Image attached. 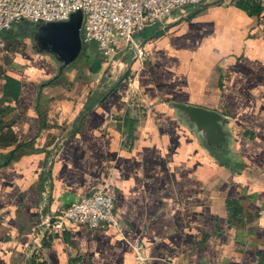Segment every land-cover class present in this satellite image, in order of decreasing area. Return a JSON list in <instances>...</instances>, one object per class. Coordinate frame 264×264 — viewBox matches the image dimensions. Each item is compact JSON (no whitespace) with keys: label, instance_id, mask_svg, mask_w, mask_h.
<instances>
[{"label":"crops","instance_id":"crops-1","mask_svg":"<svg viewBox=\"0 0 264 264\" xmlns=\"http://www.w3.org/2000/svg\"><path fill=\"white\" fill-rule=\"evenodd\" d=\"M239 1L156 24L160 34H139L148 58L127 53L124 68L85 69L84 53L56 76L50 55L9 53L0 264H264V0ZM175 102L226 117L222 146ZM101 187L121 231L68 222L29 254L37 222ZM136 241L146 246L141 263Z\"/></svg>","mask_w":264,"mask_h":264},{"label":"built area","instance_id":"built-area-1","mask_svg":"<svg viewBox=\"0 0 264 264\" xmlns=\"http://www.w3.org/2000/svg\"><path fill=\"white\" fill-rule=\"evenodd\" d=\"M236 3L238 0H0V95L7 81L4 61L9 54L5 38L13 24L26 18L34 23L68 20L81 9L83 22L81 36L84 47L97 44L103 63L111 69L124 68V55L145 61L148 54L139 34L148 26L159 24L162 29L196 7L207 3ZM79 223L89 228L114 227L121 231L123 222L116 212L115 199L105 188H97L63 203L53 216L41 219L34 228L30 255H38L43 247L44 234L63 232L67 223ZM138 263L148 260L146 246L134 243ZM166 264H172L167 261Z\"/></svg>","mask_w":264,"mask_h":264},{"label":"water","instance_id":"water-1","mask_svg":"<svg viewBox=\"0 0 264 264\" xmlns=\"http://www.w3.org/2000/svg\"><path fill=\"white\" fill-rule=\"evenodd\" d=\"M27 34L35 42V48L40 53L53 55L59 63L60 75L63 70L85 53L81 36L83 11L73 12L68 20L41 21L34 23L26 18ZM174 106L184 113L190 123H193L198 134L203 135L209 142L222 146L227 138L225 129L227 118L216 110L195 106L182 102H175Z\"/></svg>","mask_w":264,"mask_h":264},{"label":"rangeland","instance_id":"rangeland-1","mask_svg":"<svg viewBox=\"0 0 264 264\" xmlns=\"http://www.w3.org/2000/svg\"><path fill=\"white\" fill-rule=\"evenodd\" d=\"M20 26L21 25L19 23L13 24L12 29L8 30L7 33L5 34V38L9 46V53L11 52L15 56H17V54L22 52L25 48L31 47L30 39L25 34L24 30L20 29ZM13 40L15 42L12 43ZM9 59L13 60V58L9 57L8 54L6 56L5 61L6 62L9 61ZM78 61L79 60L77 59L76 61L73 62V64L74 63L77 64ZM79 64L85 69H88L89 67V63L86 60H84V64L83 62H80ZM110 68L111 66L109 65L106 70L109 71Z\"/></svg>","mask_w":264,"mask_h":264},{"label":"trees","instance_id":"trees-1","mask_svg":"<svg viewBox=\"0 0 264 264\" xmlns=\"http://www.w3.org/2000/svg\"><path fill=\"white\" fill-rule=\"evenodd\" d=\"M239 2L244 4V5H252V6L257 4V2L255 0H240ZM146 28H145V30H143L141 32L142 35H144L145 37L156 36L162 32V30H160V28L157 25H154L151 28H147V29ZM20 29H25V32H26L27 24L22 22ZM85 53L86 54L84 55V57H85L86 61L89 63L90 70H92V71L99 70L101 67V63H102L103 58L98 57V55H97V54H99L98 49H96L94 46H92L91 50L89 52L85 48ZM54 81H56V79L52 80V83ZM6 82H7L6 87H11L13 85V82H15V81H13V80L11 81V79L8 77Z\"/></svg>","mask_w":264,"mask_h":264},{"label":"flooded vegetation","instance_id":"flooded-vegetation-1","mask_svg":"<svg viewBox=\"0 0 264 264\" xmlns=\"http://www.w3.org/2000/svg\"><path fill=\"white\" fill-rule=\"evenodd\" d=\"M24 30V32H25V29H23ZM25 34L27 35V37L30 39V41H31V48H34V50H36L37 51V49L35 48V42L33 41V39H32V37L31 36H28V34H27V31L25 32ZM45 54H47V55H50V54H48V53H45ZM50 56H52L53 58H54V56L53 55H50ZM55 59V58H54ZM56 60V59H55ZM57 61V60H56ZM57 63H58V61H57ZM58 65H59V63H58Z\"/></svg>","mask_w":264,"mask_h":264}]
</instances>
